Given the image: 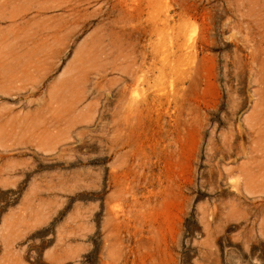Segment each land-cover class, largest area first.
Instances as JSON below:
<instances>
[{
  "label": "rangeland",
  "instance_id": "rangeland-1",
  "mask_svg": "<svg viewBox=\"0 0 264 264\" xmlns=\"http://www.w3.org/2000/svg\"><path fill=\"white\" fill-rule=\"evenodd\" d=\"M263 109L264 0H0V264H264Z\"/></svg>",
  "mask_w": 264,
  "mask_h": 264
},
{
  "label": "bare ground",
  "instance_id": "bare-ground-1",
  "mask_svg": "<svg viewBox=\"0 0 264 264\" xmlns=\"http://www.w3.org/2000/svg\"><path fill=\"white\" fill-rule=\"evenodd\" d=\"M261 113V112H260ZM263 119L264 118V109H263V112H262V114H258V116H257V119ZM257 122V121H256Z\"/></svg>",
  "mask_w": 264,
  "mask_h": 264
}]
</instances>
